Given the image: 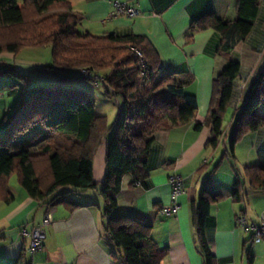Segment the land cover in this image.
Instances as JSON below:
<instances>
[{
    "label": "trees",
    "instance_id": "16d2710c",
    "mask_svg": "<svg viewBox=\"0 0 264 264\" xmlns=\"http://www.w3.org/2000/svg\"><path fill=\"white\" fill-rule=\"evenodd\" d=\"M262 0H237V19L225 21L209 12L191 24V34L214 30L221 34L219 55L227 61L213 83L212 110L207 124L212 128L209 147L216 150L223 137L224 118L233 96L241 65L231 59L235 47L252 32ZM132 7V6H131ZM83 21L71 0H0V54H19L25 48H51L52 64L45 70L74 73L82 70L104 78L105 95L123 103V116L114 133L107 116L96 112V99L84 89L34 87L28 76L5 70L15 77L12 86H0V104L13 100V112L0 118L6 132L0 138V203H10L11 180L49 212L63 206L70 212L85 207L77 199L98 190L104 200L105 232L122 260L116 264H162L168 248L152 239V227L139 217H116L123 180L143 184L149 177L148 162L155 135L197 118L198 102L181 81L165 70L148 38L129 34L96 37L81 34ZM15 70V69H14ZM86 79V78H85ZM97 83L93 79H88ZM63 81V80H61ZM100 84V83H99ZM264 101V68L251 86L245 104L237 110L230 137L231 156L250 133L264 129L257 110ZM2 108L0 106V117ZM203 127L198 123L196 129ZM106 144V177L103 184L93 178V165ZM221 160L214 167L219 170ZM244 180L252 189L264 191V167H247ZM243 186L239 181L237 186ZM241 200L240 190L235 194ZM205 181L193 209L197 245L206 264H215L206 237L213 224L211 208L221 200ZM247 264L254 256L245 249ZM16 264H31L23 250Z\"/></svg>",
    "mask_w": 264,
    "mask_h": 264
},
{
    "label": "crops",
    "instance_id": "0c3cea01",
    "mask_svg": "<svg viewBox=\"0 0 264 264\" xmlns=\"http://www.w3.org/2000/svg\"><path fill=\"white\" fill-rule=\"evenodd\" d=\"M116 1L136 8L139 16H118ZM71 3L83 17L78 27L81 34L96 37L135 34L148 38L165 70L177 74L181 81L193 80L186 91L198 102L195 120L155 135L148 162L149 177L141 185L134 184L131 176L124 178L114 216L139 217L150 225L153 241L160 248L169 249L162 264H206L197 245L193 209L204 182L209 181L215 194L222 198L212 206L213 224L206 230L215 264H247L245 249L254 256V264H264V243H253L252 233L236 225L241 214L256 225L264 218V191L252 189L243 178L245 168L264 167V129L250 133L238 143L235 158L230 148L237 110L247 101L251 86L264 68V0L251 34L231 53V59L239 62L241 69L226 111L227 132L216 150L208 145L212 128L207 122L213 109L214 80L227 63L218 53L222 36L214 30L191 34L190 27L194 20L212 11L222 20L235 21L237 0H71ZM40 50L43 49H25L15 58L13 55L4 57V61L28 76L34 87H49L59 82L69 86L74 73L45 70L52 60L42 59ZM88 92L96 99L97 115L110 118L106 111L111 107L107 96L97 91ZM97 97L105 109L99 110ZM256 113L264 117V101ZM198 123L203 125L200 130L196 129ZM221 160L219 170L214 171ZM106 171L104 144L93 165L96 183H104ZM174 174L184 178L183 192L177 200L173 199L169 184ZM239 181L243 186H237ZM238 190L241 200L235 197ZM10 191L13 201L0 203V264H16L23 250L29 256L30 233L44 224L48 213L14 178ZM77 199L85 207L70 212L59 206L49 211L52 221L45 227L44 249L36 254L32 264H116L119 261L122 252L105 232V204L100 187ZM174 201L179 205L178 213L163 216L161 211ZM25 229L29 234L23 233Z\"/></svg>",
    "mask_w": 264,
    "mask_h": 264
},
{
    "label": "built area",
    "instance_id": "2783aa9c",
    "mask_svg": "<svg viewBox=\"0 0 264 264\" xmlns=\"http://www.w3.org/2000/svg\"><path fill=\"white\" fill-rule=\"evenodd\" d=\"M115 6H116V14L118 16L126 15L129 18H134L139 16L140 14L139 10H137L136 8L131 7L127 4L120 3L119 1H116ZM80 75L86 79H93L97 81V84L105 83L104 78L98 75L95 76L88 70H82L80 72ZM169 184L172 187L173 199L177 200V198L183 192L184 178L179 174H174L169 178ZM178 211H179V205L177 204L176 201H174L172 206L168 208H164L161 211V214L163 216H172V215H176ZM51 221H52V213L48 212L44 224L38 228H35L30 233L32 239V243L29 248V256H30L31 264L36 254H38L44 249L45 241L47 238L45 227H47L51 223ZM236 225L252 233L253 243H264V218H262L261 224L256 225L254 223H249L246 215L241 214L236 219ZM23 233L29 234L26 229L24 230Z\"/></svg>",
    "mask_w": 264,
    "mask_h": 264
},
{
    "label": "rangeland",
    "instance_id": "374dc122",
    "mask_svg": "<svg viewBox=\"0 0 264 264\" xmlns=\"http://www.w3.org/2000/svg\"><path fill=\"white\" fill-rule=\"evenodd\" d=\"M25 49H40V48H25ZM40 52H42L43 56H44V57H42V59H45V57H46L48 60H50V59L52 60L51 48H45L43 50H40ZM9 55L12 56L13 54H11V53L0 54V61H4V59H5L4 57H7ZM13 57L15 58V55H13ZM14 69H15L14 66H12L10 64L7 65L5 63V61L0 63V71L1 72H4L5 70L15 71ZM71 82L72 83L69 84V86H66V85L62 86L59 82V84H57V85L54 84V86H49V87L53 88V87L57 86V87H59L60 92H62V89L69 87V88H73V89H84L86 91L91 90V91H94V93H95V91H97L100 93V95H101V93L103 95H105V86L103 85V83L97 84L94 81H91V80H88L85 78H78V77L73 78ZM14 84H15V77L13 75H11L10 73L5 72L4 74H2L0 76V86H12ZM82 87H85V88H82ZM97 98H98V102H99V110H101L100 108H104V107H101L102 104L99 100V97H97ZM108 99L110 101V103H108V104L111 107L106 111H108V113L111 115L109 119H110L111 125L113 126V132L111 134V136H113L114 133L116 132V130L120 124V121L122 119V116H123V103H122V101L117 100L115 98H113V99L108 98ZM13 103H14V101L12 99L8 100L7 102H1L0 106L2 108V111H1L2 115L0 118L3 117L4 113L10 115L13 112V108H14ZM226 114H227V112H226ZM226 114H225V117H226ZM225 121H226V118H224V122ZM228 121H229V119H228ZM224 130L227 132L226 123L224 124ZM5 132H6L5 125L1 122V119H0V138L4 137ZM14 179L17 180L16 177H14ZM121 252H122L121 257L118 258L119 261L122 260V256H123V251H121Z\"/></svg>",
    "mask_w": 264,
    "mask_h": 264
}]
</instances>
